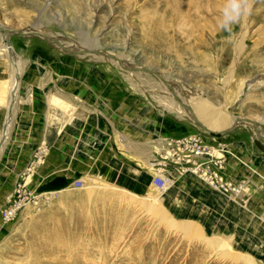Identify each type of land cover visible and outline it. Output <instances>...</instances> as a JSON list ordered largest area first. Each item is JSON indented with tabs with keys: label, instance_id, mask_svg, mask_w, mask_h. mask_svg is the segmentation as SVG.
<instances>
[{
	"label": "rangeland",
	"instance_id": "obj_1",
	"mask_svg": "<svg viewBox=\"0 0 264 264\" xmlns=\"http://www.w3.org/2000/svg\"><path fill=\"white\" fill-rule=\"evenodd\" d=\"M174 2L0 0V25L11 30L4 58L0 50V137L9 118L12 124L14 113L18 117L20 109H30L32 115V104L40 100L48 107L47 128L71 117L56 93L58 84L62 92L61 82L72 76L78 81L75 90L94 98L97 115L109 104L104 93L120 87L154 98L161 107L194 123L157 75L129 71L83 53L69 54L38 35L21 36L15 31L40 30L52 34L67 50L88 42L92 49L121 59L129 69L150 67L165 77L188 107L202 100L224 112L229 121L252 119L264 139V0H242L244 14L231 25V32L220 24L225 16L235 15L234 0H203L187 15L177 10L173 18ZM240 38L242 48L237 51ZM6 57L11 62L10 79H6ZM17 58L22 63L19 79L14 77L18 90L16 98L15 93L10 95L11 106L7 95L12 74L17 73ZM81 77H107L91 85L105 92L93 94ZM1 99L8 101L5 113ZM231 123L220 131L233 128ZM239 129L247 130L264 148L252 124L239 122L235 130ZM48 153L49 145L43 140L17 178L16 183L36 200L27 194L12 220L0 218V264H264V203L256 201L254 211L241 209L239 205L246 203L239 196L219 191L196 173L193 178L198 184L192 177L186 180L189 184H181L170 161L159 170L167 176L162 189L152 179L107 178L109 158L104 156L65 165L64 174L70 177L55 180L45 174L52 170L45 162ZM145 200L147 204L142 203Z\"/></svg>",
	"mask_w": 264,
	"mask_h": 264
},
{
	"label": "crops",
	"instance_id": "obj_2",
	"mask_svg": "<svg viewBox=\"0 0 264 264\" xmlns=\"http://www.w3.org/2000/svg\"><path fill=\"white\" fill-rule=\"evenodd\" d=\"M76 78L63 79L62 92L60 85L57 86V100L61 99L68 113L71 112V117L66 120L62 117L61 123L47 128L48 107L42 103L43 100L32 104V115L29 114L30 109H20L18 117L14 113L7 136L0 144L1 204H5L18 176L30 164L34 147L43 140L49 145L45 162L52 168L45 174H50L55 180L70 177L64 174L65 165L89 163L92 156H104L109 158L106 160L110 166L105 170L110 174L107 178L152 179L153 182L154 176L159 173V156L165 143L190 135L200 137L205 144L215 148L217 156L222 157L218 173L224 180L241 183L240 194H230L239 196L237 199L246 203L247 207L239 205L241 209L254 211L256 201L264 203V148L257 145L247 130L236 131L234 127L226 133L206 132L185 116L161 107L154 98L134 95L120 87L104 93L91 86L94 80L107 77H81L85 80L83 82L90 84L93 94L104 93L109 97L106 99L109 104L97 115L91 94L75 90L73 84L78 82ZM64 83L71 86L64 87ZM78 95H81V102ZM172 165L181 184L191 180L190 176L193 178L188 172L183 173L185 170L178 164ZM165 167L170 168L171 165ZM194 182L198 184L196 179Z\"/></svg>",
	"mask_w": 264,
	"mask_h": 264
},
{
	"label": "built area",
	"instance_id": "obj_3",
	"mask_svg": "<svg viewBox=\"0 0 264 264\" xmlns=\"http://www.w3.org/2000/svg\"><path fill=\"white\" fill-rule=\"evenodd\" d=\"M159 157V170L163 168L165 162L174 161V164L181 165L185 171H192L203 177L223 193L238 194L241 191V183L224 180L219 175L218 170L222 167V157L217 156L215 148L205 144L198 136L190 135L167 141ZM153 185L157 188H164L165 178L157 173L153 178ZM24 189L25 187L17 182L5 204L0 207V217L3 221H10L16 216L27 194H29V199L36 200V196L27 193Z\"/></svg>",
	"mask_w": 264,
	"mask_h": 264
},
{
	"label": "bare ground",
	"instance_id": "obj_4",
	"mask_svg": "<svg viewBox=\"0 0 264 264\" xmlns=\"http://www.w3.org/2000/svg\"><path fill=\"white\" fill-rule=\"evenodd\" d=\"M172 1V0H171ZM195 1H197V6L195 5V3H194V0H178V3H177V0H175V2H174V4L176 5L174 8L173 7H171V8H173V9H171V17H173L174 18V15H175V12L177 11V12H180L181 13V16H184V15H187L186 13H187V11H189V9L190 8H195V9H197L198 7H200V4L202 3V1L203 0H195ZM202 6V5H201ZM195 11V10H194ZM200 11V10H199ZM196 13V12H195ZM179 14V13H178ZM177 14V15H178ZM190 15V14H189ZM1 26V25H0ZM2 27V26H1ZM34 32H37V33H39V34H42L41 36H42V38H44V39H46V40H48V41H51L52 43H56L57 41H54V40H56V38L55 37H53L52 36V34H49V33H46V32H41L40 30H36V31H34ZM246 33V31H244V33H242V35H241V38H244L243 36H244V34ZM10 36V33H2L1 34V36H0V42H1V44H2V47H1V49L0 50H4L5 48H6V45H5V43H6V38L7 37H9ZM40 36V37H41ZM241 38H240V42H238V44H237V51H240L241 50V48H242V44H241ZM58 43V42H57ZM60 45L61 46H63V47H65L63 44H61L60 43ZM61 46H59V48L61 49ZM83 47V48H82ZM92 47H93V45H91V44H88V42H83V44H81V45H79L78 47H75V48H68V52L70 53V54H74V52H75V50L76 51H79V50H81V51H85V50H87V49H92ZM65 48H67V47H65ZM82 48V49H81ZM94 49V48H93ZM62 50V49H61ZM73 51V52H72ZM3 53L4 54H2L3 55V58H4V55H5V53L6 52H4L3 51ZM101 53L102 54H97V53H94V52H90V53H88V52H86V53H83V55L84 54H86V55H89V56H92V57H94V58H96V59H105V60H109V61H113V63H116V64H118V66L119 67H123V68H125V69H129V67L128 66H126L125 65V63H123V61L121 60V59H119L120 61H116V59H112L110 56L112 55L110 52H107V51H104V52H102L101 51ZM12 54V53H11ZM13 55V54H12ZM16 57V56H15ZM6 59H7V64H6V70H7V74H6V79H10V76H11V70H10V66H11V62H10V58L9 57H6ZM15 61H16V67L18 66V68L16 69L17 70V73L16 72H13V74H12V77H13V82L11 83V84H13V86H12V88L9 90V93H8V95H7V99L9 98V96L10 95H12V93L14 94L15 93V95L13 96L14 98H16V94H17V90H18V85H16L15 84V80H14V77L18 80L19 79V73H20V70H21V68L19 67V65H21V63H22V60L20 59V58H17V60L15 59ZM124 69V70H125ZM158 74L161 76V77H163V75L161 74V73H159L158 72ZM163 78H165V77H163ZM165 84H167V82L165 81ZM168 85V84H167ZM174 91H176L175 89H174ZM177 92V91H176ZM175 92V93H176ZM177 94V93H176ZM172 95V94H171ZM11 97V100H10V105L12 106L13 105V98H12V96H10ZM173 98V97H172ZM6 99V100H7ZM180 99H184V98H180ZM5 99H1V102H2V110L4 111V113H5V111H8V108H7V102L8 101H6ZM185 100V99H184ZM183 102V101H182ZM176 103V102H175ZM186 106H188V105H186ZM190 106V105H189ZM191 106H192V108H190L191 109V112H192V114H191V116H192V119L193 120H196V122H198L199 124H201L202 126H204L205 127V129L206 130H208V131H220V129H222L223 127H225V126H227L228 124H230V122H232L231 124H233L232 126H233V128L234 127H236V124L237 123H239V121H236L235 119L233 120V121H229L228 119H227V117H226V114L224 113V112H222V111H219V110H215V109H213V108H211L209 105H208V103L207 102H205V101H202V100H198V101H196L195 103H191ZM11 111H12V109H11ZM10 121V122H9ZM5 125H6V127L4 128V130H3V132H2V137H0V144L2 143V141L5 139V136H7V132H8V128H9V126L11 125V120H10V118L8 119V122H5ZM256 130H258V127H256ZM222 131V130H221ZM207 132V131H206ZM258 132V131H257ZM3 133H5V134H3ZM258 135H259V132H258ZM257 136V135H256ZM186 172H188V174H191L192 176H193V173L194 172H189V171H186ZM27 175H29V174H27ZM199 176V175H198ZM191 177V176H190ZM26 178H28V176L26 177ZM168 181V180H167ZM169 181H171V180H169ZM173 183V182H172ZM135 197H136V199H137V197H139V198H141L139 195L137 196V195H135V194H133ZM146 195V194H145ZM230 195V194H229ZM134 196H132L131 198L133 199V198H135ZM155 197V199H153V197L151 198V197H147V196H143V198H148V199H150V200H159L158 199V197H156V196H154ZM130 198V197H129ZM135 200V199H134ZM139 202V201H138ZM144 202H146V200L145 201H143L142 203L143 204H145ZM141 203V202H140ZM148 203V201L146 202V204ZM150 203V202H149ZM151 203H152V201H151ZM148 204L149 206H147L148 208L152 205V204ZM26 204V203H25ZM24 204V205H25ZM22 208V207H21ZM156 208V207H155ZM183 226V228L184 229H187V230H190V227L187 225V224H183L182 225ZM56 235V234H55ZM214 241V240H213Z\"/></svg>",
	"mask_w": 264,
	"mask_h": 264
},
{
	"label": "water",
	"instance_id": "obj_5",
	"mask_svg": "<svg viewBox=\"0 0 264 264\" xmlns=\"http://www.w3.org/2000/svg\"><path fill=\"white\" fill-rule=\"evenodd\" d=\"M10 31L11 30H9V29H7V28H5V27H1L0 26V32H2V33H10ZM17 33H19V35H21V36H25V34H30V35H38V36H41L42 34H39V33H37V32H28V33H25V32H21V31H18V30H15ZM42 37V36H41ZM46 40V39H45ZM47 42H49L48 40H46ZM50 43V42H49ZM52 44V43H51ZM54 44H56L57 46H61L59 43H54ZM61 49H62V51H65V52H67V53H69L68 52V50L65 48V47H63V46H61ZM79 52H81V53H79ZM86 52H88V53H90V52H94V53H97V54H102L101 53V51L100 50H98V49H87V50H85V51H77V52H74V54H82V53H86ZM70 54V53H69ZM112 59H116L117 61H120L117 57H115L114 55H111L110 56ZM129 71H145V72H149V73H153V74H155V75H157L158 76V78L160 79V81L171 91V94H172V96H173V98L175 99V101L183 108V109H185V110H188V112L189 113H191L192 114V112H191V109L188 107V106H186L182 101H181V99L178 97V95L175 93V91H174V89L171 87V86H169V85H167V84H165V80H164V78L163 77H161L158 73H157V71L156 70H154V69H152V68H150V67H133V68H130V69H128ZM194 121V123H196L198 126H200L202 129H204L205 131H207V132H214V131H208V130H206L205 129V127L204 126H202L201 124H199L198 122H196V120H193ZM236 121H239V122H246V123H249V124H252L253 125V128H254V132H255V134L257 135L256 137H257V139L260 141V142H262V143H264V139L260 136V135H258V132H257V130H256V123H255V121L254 120H252V119H249V118H244V117H240V118H237L236 119ZM232 128H228V129H224V130H222V131H220V132H222V133H226V132H228V131H230Z\"/></svg>",
	"mask_w": 264,
	"mask_h": 264
},
{
	"label": "clouds",
	"instance_id": "obj_6",
	"mask_svg": "<svg viewBox=\"0 0 264 264\" xmlns=\"http://www.w3.org/2000/svg\"><path fill=\"white\" fill-rule=\"evenodd\" d=\"M233 8L235 10V15H227L220 27L231 32V25L238 23L243 16V3L242 0H234Z\"/></svg>",
	"mask_w": 264,
	"mask_h": 264
}]
</instances>
